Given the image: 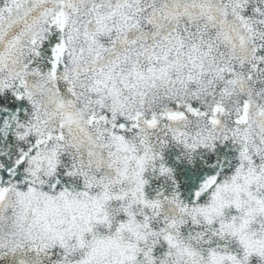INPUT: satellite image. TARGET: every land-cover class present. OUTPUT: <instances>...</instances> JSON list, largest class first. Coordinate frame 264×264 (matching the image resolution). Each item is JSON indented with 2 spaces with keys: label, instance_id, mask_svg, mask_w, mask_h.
<instances>
[{
  "label": "snow or ice",
  "instance_id": "1",
  "mask_svg": "<svg viewBox=\"0 0 264 264\" xmlns=\"http://www.w3.org/2000/svg\"><path fill=\"white\" fill-rule=\"evenodd\" d=\"M0 264H264V0H0Z\"/></svg>",
  "mask_w": 264,
  "mask_h": 264
}]
</instances>
